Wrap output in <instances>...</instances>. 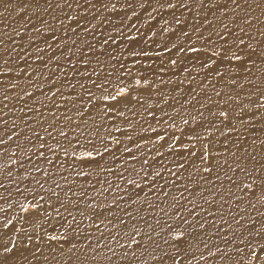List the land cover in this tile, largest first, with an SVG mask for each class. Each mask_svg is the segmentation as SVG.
I'll use <instances>...</instances> for the list:
<instances>
[{
	"label": "bare ground",
	"instance_id": "bare-ground-1",
	"mask_svg": "<svg viewBox=\"0 0 264 264\" xmlns=\"http://www.w3.org/2000/svg\"><path fill=\"white\" fill-rule=\"evenodd\" d=\"M114 1L116 5L127 1L137 5L148 2L147 0ZM91 2L94 7L82 2L81 7L84 9V12L76 14L77 8H81L77 7V0H68V3L72 5L71 8L64 3V0H0V39H3L4 45H7L4 51L0 53V120L7 122L0 123V132L4 134L3 138L7 141L4 146H0L4 149L3 155L0 156V165L3 166L0 167V180H3L9 171L12 172V177H8V180H15L11 184H8L7 180H5L8 192L11 193L10 197L8 192L0 190V195H3L7 200V203L0 200V207L4 209L3 212H0V216H17V220L14 221L17 227L27 228L29 234H33L32 227L24 224L19 218L25 215V213L20 211L21 206H30L31 203H42L38 199L39 195H44L46 200L49 199L50 194L40 189L33 180V176L27 174L32 171L31 163L38 162L41 172L33 173L37 179H41V182H44L42 177L44 176L45 169L50 173L51 178L45 184V189L54 187L53 181H56L62 183L65 191H67L69 184H64L63 181H60L61 175H68L69 181L75 184L77 192H79L81 185H85L89 192H91L94 190L92 184H95L96 188H107L108 182L112 183L113 188H115L116 184H119L122 191L106 192L105 196L107 199L104 200V203L108 205L113 196L125 197L126 203L124 201H121V203L124 204L128 211L132 212L134 219L129 222L128 228L120 225L121 231L130 230L131 224L136 223L143 234L149 231L145 221L156 227V221L159 220L160 227H156V231L159 232L160 228L164 227L166 219L161 209H166L170 216H174L176 211L179 210L191 222L190 225H182L179 230L188 229L191 235L196 236L195 241H193L195 256L190 255L189 257L191 264H221L218 257L216 259L208 258L205 261H201L199 255L203 252L207 257L208 250L210 249L215 252L217 246L226 249L225 241L222 237H227L229 243L234 248L239 243L234 233L239 234L237 233V229H239L240 233H244V229L235 223L236 220H240L241 224L249 228L251 227V224L248 223L249 220L264 221V202L259 200V194L254 197L252 190L241 191L231 185L224 176L222 169L214 168L212 173H205L203 171L205 165H200L198 160L192 164L186 163L184 159H177V157L170 154L166 148L159 149L164 153L163 156H156V148L148 151L151 145H146L137 150L133 147V142L128 141V147H133V155L137 159H129L127 164L122 165L118 170L115 168V165L121 164V159L114 161L106 159L103 163L110 165L114 170L113 173L99 172L97 174L98 170L93 171L92 175L88 178L92 183L86 184L84 177L75 175V172L80 170L79 168L74 170L65 163L63 167L57 166L54 169L52 165L45 163L43 158L38 159L32 156V153L36 151L33 145L41 142L40 137H44L47 143H55L54 140L47 137L45 129L47 128L51 131L49 125L54 123L60 127H64L63 114L68 107H71V103H78V101H72L71 103L65 101L62 99L61 93L64 97L74 96L76 93L83 94L80 84L91 88L89 79H97L95 75H92V69L99 71L96 63L97 59H99L100 64L106 69L105 72L101 73V76L108 79L109 83L106 87L113 94L120 87L130 85L133 78L144 76L156 84H159L157 76L165 82L171 78L172 84L166 83L165 85H160V88L164 92L170 93L169 105H174L176 108H179V105L175 104L171 96H176L177 99H182V97L177 92L172 91L178 83L176 76H173L172 73L176 72L180 79H184V88L187 89L188 79L185 78L187 74L182 72L183 67H187L196 76L197 81L203 78L204 72H207L206 69L201 71L200 65L193 61L189 53L187 54L189 59L185 60L177 71L173 70L168 64V57L163 56L160 59V65L148 62V64H154V66H150L151 68L149 67L154 72L151 71V75L146 74L147 71L149 72L147 61H151L150 55H152L153 50H147L145 47L146 49L143 48V51H140V47L145 45L143 41L139 40V42H133L134 44L129 41L131 45L127 44V47H129L126 49V45H124L126 44V40L128 41L126 38H124L126 40L123 39L125 42L122 40L123 42L120 44L115 45L110 40L108 45H103V40L111 36V29L105 26V22L110 20L107 17L109 7L107 9L103 8L100 2L96 3V0H91ZM205 2L207 4L208 0H205ZM49 4L52 6L49 7ZM220 5L224 7L229 16L232 15L231 9L234 5H232L231 0H217L215 6L209 4L211 11L208 10V7H199V0H196L195 4L188 5V8L192 9V11L178 8L173 13L168 14L166 19L161 18L160 26L175 29L178 32L181 28L188 30L187 25L194 24L197 20L202 22L204 17L215 22L213 12L216 16H220ZM241 7L248 9L250 12L254 25V28L249 30L250 34L256 35L259 39L258 31L264 29V0H249L248 4H244L243 0H241ZM112 10L110 11L111 14ZM91 11L95 12V14L86 16L85 13ZM149 12L152 13L153 10H149ZM174 14L181 19L182 24L177 25L173 22ZM240 15H243V13H240ZM68 16H72L75 21H78L79 27H77V24L73 20H68ZM79 16L82 17L79 18ZM123 17L119 16L117 19L120 21ZM165 20L168 21L167 25L164 24ZM61 21L64 23L62 24ZM93 25H95V28H93ZM119 27L124 32V36L128 35L129 37L128 24H119ZM73 28H76L75 33L71 30ZM85 28L91 29V31L85 32ZM36 29H40V31L37 32ZM217 29H219L218 24ZM159 30L160 28L153 31L156 33L154 38L157 40V43L164 45V42L169 40V38L173 42L175 41V35L171 31L158 36ZM208 31L209 25L204 24L201 32L206 36L208 35ZM17 32H19V35H17ZM53 35H55V39L52 38ZM193 39L195 40V36H193ZM212 39L215 40L214 34ZM201 43L203 42L196 41V46L199 47ZM48 45H51V48ZM0 47H3V45H0ZM149 47L152 48L151 46ZM38 48L43 51H37ZM139 51L140 53L147 52L150 55L144 56L141 54L135 56L136 60L135 57L133 58L132 55H129L131 52ZM174 53L176 54L175 50L172 54ZM180 55L183 56L184 54ZM22 56L23 59H21ZM109 56L117 57V59L109 60ZM56 57L59 59H56ZM85 57L90 59V64L83 63ZM128 57L130 59H127ZM120 64H124L125 67L120 69ZM146 64L148 65L147 67L144 66ZM112 65H116L118 70L108 77L106 73L107 71H112ZM161 67L165 69L164 72L159 71ZM146 68H148L147 71ZM128 72L131 75H128ZM232 75L245 85L243 90L239 88L234 90L240 92L242 99L241 107L244 104H249L250 100L255 101L258 95L256 88L264 86L261 84V80H264V65H261L258 61L257 66L252 69V74L247 79L242 78L244 76L243 73L233 72ZM248 81H251V83ZM71 85H75L76 87L73 88ZM57 88L60 89V92L52 96L51 93ZM217 88L223 91L228 90L226 84H217ZM91 90L96 93V96L100 95L96 89L91 88ZM25 92H29L32 95L27 96ZM153 92H155V89H153ZM5 96L8 99H4ZM213 98L219 99L218 97ZM53 101L62 106L57 109ZM149 102L155 104L157 97L154 95ZM105 103H111V101H105ZM161 107L169 114H173L172 107L167 105H161ZM220 107L223 108L224 105L221 104ZM233 107H235V104H233ZM21 109L23 110L21 111ZM140 111L143 110L141 109ZM246 112L247 115L241 113L240 118L246 120L247 124L240 125L237 123L235 125L237 131L231 135V138L226 143L223 137H219L218 142L213 145L214 150L221 153L216 158V161H213V164L217 161L222 163L224 160H228L231 163L232 157L226 154V148L236 151L239 147L240 153L255 155L257 160L264 159V147H262V144H264V115H262L264 114V108L257 109L255 104H251ZM253 112L256 113L254 118H252ZM181 113H183V109H181ZM156 116L160 118L161 124H163L164 120H168V117L161 116L159 111L156 112ZM174 118L179 128L189 127L183 125L178 116H174ZM122 121L123 118H120L116 122L120 124ZM171 122L169 121V123ZM141 123L144 127H148L149 125L157 127L156 121L152 117H147L146 121L142 119ZM13 124H15V127H13ZM139 129L140 125L138 124L136 125L135 134H133V131L127 133L128 135H133V140L136 143L140 142L139 137L141 136L145 139L149 137L155 138V133L151 131L141 132ZM64 130L68 131V128L64 127ZM158 130L160 134H164L165 132V128L163 127ZM13 131L17 135L13 136L12 140H7V137ZM167 131L169 134H180L177 129H167ZM69 134L71 135V133ZM112 134L120 137L123 141L124 138L121 133L113 131ZM55 135L56 133H53V136ZM17 145L23 148V152L17 148ZM122 146L123 144L113 146V151ZM197 148H199V145H197ZM244 149H247V153H244ZM14 151L16 152L15 155H13ZM141 152L144 153L143 156L140 155ZM116 154L118 157L123 156L127 158L126 153L121 154L117 151ZM50 155V153H46V156ZM58 155L62 154L58 153ZM29 158H31V163L29 162ZM63 159L65 161L68 160L67 157H63ZM144 159L149 160V164L144 165V168L148 176L152 177V179L148 180V184H144L141 179L144 173L141 172L139 176H136L132 168L134 165L136 171H139ZM12 160H16L17 163L12 164ZM21 161L25 165L24 169L19 167ZM179 163H185V168L179 169ZM125 167L128 168L127 172L124 171ZM169 169L172 171L170 172ZM156 171L160 172V177H155L154 173ZM172 172H176L177 175L173 176ZM119 173L136 179L137 183L144 190L140 191L138 188L128 185L125 180H119L117 178ZM229 174L231 175V173ZM217 175H219V179H217ZM236 175H239V173H236ZM96 181H101V183H96ZM153 183L156 185L154 188L152 187ZM17 188H19V191H17ZM57 191L59 192L60 190L57 189ZM136 193H138V196ZM129 196H131V200H128ZM61 198V202H63L62 192ZM72 199H75V197H72ZM133 200L136 201L135 204L132 203ZM52 203L53 206L44 205V207L48 208L51 215L46 218L40 217L38 226L35 227L37 235H43L46 232L48 235L59 236L65 232V229L61 227V224L65 223V221L61 220L54 210V208H60V203L56 202L54 197L52 198ZM8 204H11L12 207L9 208ZM80 208L83 210V205H80ZM60 211L63 212L64 209L60 208ZM100 211H104L108 219H113V216L105 209H100ZM114 211L116 215H122L121 212ZM190 212L192 213L191 215L189 214ZM74 214L76 215V219L80 220V216L75 211ZM241 217H243V220H241ZM128 219V217H125V220ZM205 221L207 223H205L204 228L200 229L199 224ZM114 222L118 223V221ZM168 223L176 229L180 221L179 218H176L168 220ZM89 224L92 225L90 228L87 227ZM229 225H231V228H229ZM81 227L83 232L80 235L72 234L69 236L70 243L65 242L63 239L59 242L50 241L47 235H43L44 243L42 245L34 240L33 244L42 248L43 255L40 256L38 262L31 261V257L29 256L31 264H127L126 261L119 259L117 256H112L110 260L106 258L111 256V253L107 251L110 239L108 229H111V224H107V221H105L99 224L98 229L96 224L91 220H85ZM101 233L104 234L103 237ZM112 234H116L115 229L112 230ZM167 234L168 229L164 228L162 235L167 236ZM19 235L17 233V236ZM85 235H89L90 238L85 240ZM173 235H175V232H173ZM191 235L189 238H191ZM244 235H247V233H244ZM117 239H119L120 243H125V238L122 235L117 237ZM137 239H140V237H137ZM97 240H100L101 243L97 244ZM233 241L235 243H232ZM205 243L208 244V249L204 248ZM72 245H75V248H72ZM112 246L115 247V241H112ZM20 247L23 248L24 245L21 244ZM70 248H72L71 251H69ZM90 249H94L95 251ZM34 250L33 248L32 251ZM120 251L117 248V252L119 253ZM24 255L29 254L24 253ZM44 256L48 257L47 262L44 260ZM17 260H19V264H29L28 261L20 260L19 254L15 257H10L9 264H13ZM185 264H188V262L185 261Z\"/></svg>",
	"mask_w": 264,
	"mask_h": 264
},
{
	"label": "snow or ice",
	"instance_id": "snow-or-ice-1",
	"mask_svg": "<svg viewBox=\"0 0 264 264\" xmlns=\"http://www.w3.org/2000/svg\"><path fill=\"white\" fill-rule=\"evenodd\" d=\"M155 2L158 8L166 6L168 9L173 10L179 8L192 11V9L188 8V5L195 4L196 0H155ZM248 2L249 0H243L244 4H248ZM64 3L69 8L72 7L68 3V0H64ZM85 3L94 7L91 0H85ZM231 3L234 5L231 9L232 15L229 16L224 7L220 5L221 15L216 16L213 12L215 22L204 17L202 22L197 20L196 23L187 25L188 30L181 28L178 32L175 29L163 27V33L171 31L175 35V41L173 42L171 38L165 41L163 51L156 52V57L159 58L164 53H168V64L171 68H179L185 60L189 59L187 54L191 53L192 58L198 63L203 61L200 65L201 71L203 69L208 70L203 73V78L197 81L196 76L187 67H183L182 72L187 74L185 78L188 79L187 89L184 88V79H180L176 72L172 73L178 80L172 91L180 94L182 99H177L176 96H171V99L175 101V104L179 105V108L169 105L170 93H166L160 88V85H165L166 83L172 84L171 78L165 82L157 76L159 84L144 76L133 78L130 85L120 87L113 94L106 87L109 83L108 79L101 76V73L105 72L106 69L100 64L99 59H97L96 63L99 71L92 69V75H95L97 79H89V82L91 88L96 89L100 95L96 96V93L84 84H80L83 94L76 93L74 96L64 97L61 93L62 99L65 101L70 103L78 101V103H71V107H68L63 114V124L64 127L68 128V131H65L64 127H60L55 123L50 124L49 128H51V131L46 128L45 132L47 137L54 140L55 143H47L44 137H40L41 142L33 145L36 151L32 153V156L38 159L43 158L44 162L52 165L54 169L57 166L63 167L65 163L74 170L79 168L80 170L76 171L75 175L84 177L87 184L92 183L88 178L92 175L93 171L98 170L97 174L99 172L113 173V168L103 163L106 159L113 161L121 159L122 163L115 165V168L118 170L122 165H126L129 159H137L133 155V147L139 150L146 145H151L148 151L156 148V156H163L164 153L159 149L166 148L170 154L177 157V159H184L186 163L192 164L198 160L200 165H205L203 167L205 173H212L214 168L222 169L224 176L231 185L241 191L252 190V195L255 197L259 194V200L264 202V159L257 160L255 155L240 153L239 147L236 151L226 148V154L232 157L231 163L228 160H224L222 163L217 161L213 164V161H216V158L221 155L220 152L215 151L213 148V145L218 142L219 137H223L226 143L231 138V135L237 131L235 126L237 123L240 125L247 124L246 120L240 118V114L244 113L247 115L246 110L251 104H255L257 109L264 108V86L256 88L258 95L255 101L250 100L249 104H244L241 107L242 99L240 92L234 90L236 88L243 90L245 85L232 75L233 72L243 73L244 76L242 78L247 79L252 74V69L257 66L258 61L261 65H264V29L258 31L259 39L256 35H251L249 30L253 29L254 25L250 12L248 9L241 7V0H231ZM209 4L215 6L217 0H208L207 4L205 0H199V7H208V10L211 11ZM109 5H111L112 9L116 8L113 0H107V2L102 4V7L107 9ZM48 6L51 7L52 5L49 4ZM77 7H81L79 0H77ZM128 7H132V5L128 4ZM156 10L154 8L153 12ZM240 13H243V15H240ZM148 15L150 19H155L151 13ZM132 16H136V13L133 12ZM67 19L73 20L77 24V27H79V22L75 21L72 16H68ZM173 22L177 25L183 23L175 14L173 15ZM61 23L63 24L64 22L61 21ZM167 23L168 21L165 20L164 24L167 25ZM204 24L209 25L207 36L201 32ZM217 24L219 25V29H217ZM135 27L133 25V28ZM93 28H95V25H93ZM71 30L73 33L76 32V28ZM114 30L120 31L119 28ZM36 31L39 32L40 29H36ZM84 31L88 32L91 29L85 28ZM213 34L215 35V40L212 39ZM17 35H19V32H17ZM152 35L155 36L156 33L153 32ZM193 36H195V40ZM52 38L55 39V35ZM128 39L134 41V37H128ZM110 40L112 43H115V40L111 36H108L103 40V45H108ZM196 41H202L203 43L198 47L196 46ZM0 45H3V47H0V53H2L7 45H4L3 39H0ZM48 47L51 48V45H48ZM174 50L177 58L171 57V53ZM37 51L43 50L38 48ZM141 54L144 56L150 55L147 52L129 53L132 56ZM180 54L184 55L181 56ZM21 59H23V56ZM56 59L59 58L56 57ZM116 59L117 57L109 56V60ZM234 61L236 62L235 64L233 63ZM83 63L90 64L91 61L88 57H85ZM124 67V64L119 65L120 69ZM117 70L116 65H112V71H107L106 75L110 77ZM159 71L164 72L165 69L161 67ZM127 74L131 75L130 72ZM248 82L251 83V81ZM217 84H226L228 90L223 91L222 89H218ZM261 84L264 85V80H261ZM71 87L75 88L76 86L71 85ZM153 89H155V92H153ZM58 92H60L59 88L52 92L51 95L55 96ZM25 95L31 96L32 94L25 92ZM154 95L157 97L155 104L149 102ZM213 97H218L219 99H214ZM4 99H8V97L5 96ZM105 101H111V103H105ZM53 103L57 109L62 106L56 104L55 101ZM221 104L224 105L223 108L220 107ZM233 104H235V107H233ZM161 105L172 107L173 114L164 111ZM141 109L143 111H140ZM181 109H183V113H181ZM157 111L161 113V116L168 117V120H164L163 124H161L160 118L156 116ZM255 115L256 113L253 112L252 118ZM174 116H178L180 122L189 127L179 128ZM147 117H152L156 121L157 127H152L151 125L144 127L141 120L146 121ZM120 118H123V121L118 124L116 121ZM169 121L172 122L169 123ZM0 123L7 122L0 120ZM138 124L140 125L139 131H151L155 133V138L149 137L145 139L141 136L139 137L140 142L136 143L133 140V135H128L127 133L133 131V134H135L136 125ZM13 127H15V124H13ZM161 127L165 128L164 134H160L158 130ZM167 129H177L180 134H169ZM113 131L121 133L124 138L123 141L120 137L114 136L112 134ZM53 133H56V135L53 136ZM3 135L0 132V146H4L7 143ZM16 135L17 133L13 131L7 137V140H12L13 136ZM128 141L133 142V147H128ZM121 144H123L122 147H118L116 151H113V146H120ZM197 145H199V148H197ZM262 147H264V144H262ZM17 148L23 152V148L20 145H17ZM117 151L121 154L126 153L127 158L123 156L118 157ZM3 152L4 149L0 147V156L3 155ZM46 153H50L51 155L46 156ZM58 153L62 155H58ZM244 153H247V149H244ZM15 154L16 152L14 151L13 155ZM140 155L143 156L144 153L141 152ZM63 157H67L68 160L65 161ZM29 162L31 163V158H29ZM11 163L16 164L17 161L12 160ZM148 164L149 160L144 159L139 171H136L134 165L132 166L136 176H139L141 172L144 173V176L141 178L144 184H148V180L152 179L144 168V165ZM0 167L3 166L0 165ZM19 167L21 169L25 168L23 161L20 162ZM31 167L32 171L27 174L33 176V180L40 189L50 194L49 199L46 200L44 195H39L38 199L42 203H31L30 206H21L20 211L25 213V215L19 219L24 224L32 227L33 234H29L27 228L17 227L14 223L17 220V216H0V264H9L10 257H15L17 254H19L20 260L28 261L29 264H31V261L38 262L40 256L43 255V251L41 247L33 244L34 240L42 245L44 243L43 235H47L50 241L59 242L63 239L65 242L70 243V235L75 234L78 236L83 232L81 225L85 220H91L96 224L98 229L99 224L105 221H107V224H111V229H108L110 239L107 247V251L111 253V256L106 257L109 260L112 256H117L119 259L126 261L127 264H185V261L191 264L189 257L190 255L195 256L193 241H195L196 236L191 235L188 229L179 230L182 225H190L191 223L179 210L176 211L174 216H170L166 209H161L166 219L164 227H161L159 232L156 231V227H160L159 220L156 221V227L145 221L149 231L143 234L136 223L131 224L130 230L121 231L120 225L128 228L129 222L134 219L132 212L128 211L124 204L121 203V201L126 203L125 197L113 196L108 205L104 203V200L107 199L105 196L106 192L122 191L119 184H116L115 188H113L111 182H108L107 188H96L95 184H92L94 190L91 192H89L85 185H81L79 192H77L75 184L69 181L68 175H61L60 181H63L64 184H69L67 191H65L62 183L56 181H53L54 187L45 189V184L51 178L49 171L47 169L44 170V176L42 177L44 182H41V179H37L33 174L41 172L40 164L38 162L31 163ZM178 168L184 169L185 163H179ZM124 171L127 172L128 168L125 167ZM169 171L171 172L172 170L169 169ZM236 173H239V175H236ZM154 175L155 177H160L161 174L159 171H156ZM172 175L176 176L177 173L172 172ZM8 177H12L11 171L7 173V176L3 180H0V190L4 192H8L5 180H7L8 184L15 182L14 179L8 180ZM117 178L125 180L128 185H132L140 191L144 190L137 183V180L130 176L119 173ZM219 178V175H217V179ZM96 183H101V181H96ZM152 187H156L155 183H153ZM57 189L60 191L58 192ZM17 191H19V188H17ZM61 192L63 193V202H61ZM245 194L247 195L246 192ZM8 195L10 197L11 193L8 192ZM136 195L138 196V193ZM53 197L56 202L60 203V208L64 209L61 212L60 208H54L56 215L65 221V223L61 224L65 232L59 236L48 235L46 232L43 235H37L35 227L38 226L40 217L46 218L51 215L48 208L44 207V205L53 206ZM72 197H75V199H72ZM0 200L7 203L3 195H0ZM128 200H131V196L128 197ZM132 203L135 204L136 201L133 200ZM80 205H83V210H81ZM8 207L11 208L12 205L8 204ZM100 209H105L113 216V219H108L105 212L100 211ZM114 210L121 212L122 215H116ZM3 211L4 209L0 207V212ZM74 211L80 216V220L76 219ZM189 214L191 215L192 213L190 212ZM125 217L129 219L125 220ZM176 218H179L180 224L174 229L168 223V220ZM241 220H243V217H241ZM114 221H118V223ZM205 223L207 221L199 224L200 229L204 228ZM235 223L240 228H243L244 233H247V235L240 233L239 229H237V233L239 234L234 233V235L239 243L234 248L229 243L227 237H222L227 250L217 246L215 252L210 249L208 250L207 257L201 252L199 255L201 261H205L208 258L216 259L218 257L221 264H225V262L227 264H264V221L249 220L248 223L251 224L250 228L241 224L240 220H236ZM91 226V224L87 225L89 228ZM164 228L168 229L167 236L162 235ZM229 228H231V225H229ZM113 229L116 230L115 235L112 234ZM173 232H175V235H173ZM17 233L20 235L17 236ZM103 235L101 233L102 237ZM121 235L125 238V243L123 244L117 239ZM190 235L191 238H189ZM137 237H140V239H137ZM89 238V235H85L84 237L85 240ZM112 241H115V247L112 246ZM100 243L101 241L97 240V244ZM232 243H235V241ZM21 244L24 245L23 248L20 247ZM33 248L35 249L34 251H32ZM72 248H75V245H72ZM117 248L121 250L119 253L117 252ZM204 248L208 249L207 243L204 244ZM90 250L95 251L94 249ZM24 253H28L29 255H24ZM29 256L31 257V261H29ZM44 260L47 262L48 257L44 256ZM13 264H19V260L14 261Z\"/></svg>",
	"mask_w": 264,
	"mask_h": 264
},
{
	"label": "rangeland",
	"instance_id": "rangeland-1",
	"mask_svg": "<svg viewBox=\"0 0 264 264\" xmlns=\"http://www.w3.org/2000/svg\"><path fill=\"white\" fill-rule=\"evenodd\" d=\"M79 1H80L79 2L80 5L82 4V2H85L84 0H79ZM147 1L148 2L140 3L139 5H137L135 3H131L130 1H127L125 3H121L120 5H116V8L112 10V14L110 13L112 8H111V5H109V10H108V16L107 17L110 20H107L105 22V26L111 29V37L113 38V40H115V45H116V44H120L124 40L128 39V35L124 36V32L122 31L121 27H119V24H128L129 32H130L129 37H134V41L133 40H129V39H128V41L126 40V42L124 41L126 43V44H124V45H126V49H128V47H129V46L127 47V44L131 45L130 42L131 43H133V42L135 43V42L143 41L145 46H141L140 49L138 47V49L140 51H143V48L144 49L147 48V50L148 49L153 50L152 51V55H150L151 56V61H147V64H148V62H153L154 64H159L160 65L161 64V60L160 59L163 56H166V57L169 58V54L168 53H164L161 57H159V58L156 57L155 53L156 52H162L164 45L159 44V43L156 42L157 40L152 35V32L155 31V29L160 28V30L158 31L157 35L158 36L163 35L164 34L163 31H162L163 30V28H162L163 26H160L161 25L160 19L161 18L162 19H166L168 14L173 13L174 10L173 9H168L166 6L164 8H158L155 0H147ZM99 2H100V4H103V3L107 2V0H96V3H99ZM113 2L115 3L114 0H113ZM128 4H131L132 7H128ZM141 5H143V6H141ZM154 8H156L157 10L155 12H152L151 14H152V17H155V19H150L149 15H148L150 13L149 10H153ZM83 10L84 9L82 7L81 8H77L76 14H81V12H84ZM133 12L136 13V16H132ZM85 14H86V16H92V15L95 14V12L91 11V12H87ZM119 16H124V17L119 21L117 19ZM80 17H82V16H79V18ZM129 17H131V18L129 19ZM79 18H77V19H79ZM133 25H135L136 27L133 28ZM117 28L120 29L119 32L114 30V29H117ZM124 38H126V39H124ZM157 45H159V47H157ZM149 46H151L152 48H150ZM172 53H171V57L172 58H177L176 54L174 53L175 54L174 55ZM190 56L192 58V54L191 53H190ZM132 57L134 58L135 56H132ZM168 58H167V60H168ZM127 59H130V57H128ZM135 60H136V57H135ZM193 61H195L196 64L198 63L195 59H193ZM202 63H203V61H200L198 63V65H201ZM233 63H236V62L234 61ZM147 64L144 65V66L147 67L149 65L148 68L151 65L154 66V64H148V65ZM148 68H146V71H147ZM150 68L148 69L149 72L148 71H147L148 73L146 72V74H148V75L149 74L151 75L152 72H154L153 70H150ZM179 68H172V69L177 71ZM59 80H58V82H59Z\"/></svg>",
	"mask_w": 264,
	"mask_h": 264
}]
</instances>
